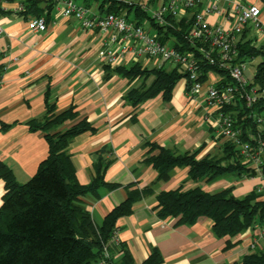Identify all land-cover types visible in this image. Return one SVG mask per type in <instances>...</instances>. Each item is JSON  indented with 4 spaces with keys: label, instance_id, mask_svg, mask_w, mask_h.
Returning a JSON list of instances; mask_svg holds the SVG:
<instances>
[{
    "label": "crops",
    "instance_id": "0c3cea01",
    "mask_svg": "<svg viewBox=\"0 0 264 264\" xmlns=\"http://www.w3.org/2000/svg\"><path fill=\"white\" fill-rule=\"evenodd\" d=\"M104 0H76L89 6L94 14H104ZM122 6L131 20H140L152 32L156 28L147 17H138L137 6L149 15L162 0H113ZM210 2L212 0H209ZM22 0H0V161L9 167L15 180L22 184L37 171L48 154L47 133L64 131L82 120L90 129L68 139L66 152L73 166V182L87 186L95 177L100 160L107 162L104 185L96 192L79 197L90 214L93 225H101L105 215L121 203L133 190L144 192L132 206L129 215L116 220L119 239L133 264H141L158 250L163 264H231L249 252L251 238L257 229L242 231L234 244L225 247L227 237L214 234L213 222L201 217L192 224L178 223L177 217H159L157 195L181 186L196 185L207 192L232 187V194L242 197L262 181L260 176L224 175L206 182L190 179L187 168H175L168 179L158 178V171L147 157L158 153L152 145L169 148L175 153L196 152V158L220 157L224 139L217 135L216 113L186 90L181 77L168 99L162 92L145 98L133 106L125 99L127 92L141 84L142 78L130 79L114 70L128 68L134 61L126 58L116 66L106 64L100 56L105 37L97 30H84L73 18H60L54 8L46 17L44 32H33L27 20L28 10L18 11ZM231 2L255 4L264 23L261 0H218L220 11ZM205 5V3L203 4ZM27 9V8H26ZM198 9H201L199 7ZM24 11V12H23ZM191 17V12L183 16ZM210 23H223L220 13H208ZM255 46L264 45V34L248 26L240 36ZM142 68H174L169 63L140 59ZM153 76L145 80L150 83ZM220 76L210 71L204 81L216 83ZM201 95V96H202ZM47 103L53 105L47 109ZM72 109L75 115L56 127L31 129L29 122H42L47 116ZM7 125L3 127V125ZM5 193L0 179V205ZM234 241L235 239H231ZM263 244L259 249H263ZM122 253L112 247L111 259L122 264Z\"/></svg>",
    "mask_w": 264,
    "mask_h": 264
},
{
    "label": "trees",
    "instance_id": "16d2710c",
    "mask_svg": "<svg viewBox=\"0 0 264 264\" xmlns=\"http://www.w3.org/2000/svg\"><path fill=\"white\" fill-rule=\"evenodd\" d=\"M104 2L108 6L105 13L124 11L113 0L102 1V7L106 5ZM261 2L264 5V0ZM22 4L24 11L28 10L32 16L43 15L45 19L54 8V0H24ZM133 11L140 19L147 17L151 21L160 41L180 51L194 52L199 63V80L205 81L207 73L214 71L220 76L216 82L218 88L233 85L225 70L204 59L198 49L202 43H192L188 39L192 15L189 18L167 15V24H158L141 8L136 6ZM236 47V61L251 60L256 56H262L263 60L256 66L248 84L237 89L232 102L224 105L221 111L231 115L234 125L240 130L242 141L253 142L251 135L259 132L253 114L264 111V97L257 96L256 102L248 107L244 101V92L251 87L260 89L264 85V45L257 47L249 39L239 37ZM114 70L130 79L142 78L141 84L131 88L125 95V99L133 106L158 92H162L163 98L168 99L176 82L186 77L178 66L170 70L161 66L148 69L142 68L138 62L128 68L116 67ZM2 71L1 67L0 77ZM150 75L153 79L146 83L144 79ZM52 107L47 103L48 110ZM74 115L73 110L69 109L58 115L47 116L42 122L32 120L29 127L48 130ZM87 129H90L89 124L82 120L64 131L47 133L48 154L39 163L36 173L22 184L15 180L11 169L0 161V179L5 187L0 205V264H98L103 244L116 229V220L132 212L133 204L144 193L136 189L105 215L99 227L93 225L79 197L88 192L95 193L98 187L105 184L103 173L107 162L100 160L94 179L89 185L81 186L72 180L73 166L65 150L70 137ZM260 135L264 143V126ZM151 149H157L158 153L149 155L147 160L158 171L159 179L166 180L175 168L186 167L190 179L195 182L201 179L210 182L228 174L240 178L260 176L264 180V156L257 170L231 141H224L220 157L206 156L202 159L196 158L195 151L175 153L169 148L156 145H152ZM157 207L159 217H177L178 223L192 224L201 217L210 218L214 234L227 237V248L236 242L242 231L264 222V199L256 189L236 197L232 194V187L207 192L198 185L188 189L179 186L161 191L157 195ZM232 238L235 240L232 241ZM115 249L122 253V264H133L122 243ZM109 252L112 253V247ZM141 264H163V260L159 251L153 250ZM231 264H264V248L249 250L239 261Z\"/></svg>",
    "mask_w": 264,
    "mask_h": 264
},
{
    "label": "built area",
    "instance_id": "2783aa9c",
    "mask_svg": "<svg viewBox=\"0 0 264 264\" xmlns=\"http://www.w3.org/2000/svg\"><path fill=\"white\" fill-rule=\"evenodd\" d=\"M24 1V0H22ZM218 0H162V3L149 12V16L158 24H167L166 16L182 18L190 11L192 15L191 29L188 39L190 42L200 41L198 48L204 59L212 65L227 72L233 85L218 88L216 83H208L204 94V81L199 80V63L192 51H180L169 43L160 41L157 34L146 27L144 22L137 23L131 20L123 12L94 14L89 6L78 4L76 0H54V10L60 18H73L79 27L84 30H97L105 37L100 56L106 64L116 66L122 60L130 58L134 62L146 58L163 63L178 66L186 74V83H189L188 93L193 97H201L206 106L216 113L217 135L225 141H231L240 154L251 161L258 170L264 156L263 141L260 130L264 126V111L261 114H253L258 125L256 134L251 135L253 142L242 141L240 130L233 123V118L221 111L222 107L232 102L237 89L248 84L244 76L245 61H236V42L248 26L257 34H264V23L259 19L260 8L255 4H241L231 2L225 11H220ZM205 3V5H203ZM201 7V9H198ZM24 10V5L18 7V11ZM220 13L223 23H210L206 19L208 13ZM28 28L33 32H44L47 28L43 15L31 16L27 20ZM2 28L0 27V33ZM250 60V59H249ZM202 95V96H201ZM257 96L264 97V85L257 89L251 87L244 92V101L249 107L253 105ZM256 191L264 199V180L256 186ZM257 233L251 238L249 250L264 247V222L255 224ZM121 241L113 231L110 239L102 246V257L98 264H114L109 248H118Z\"/></svg>",
    "mask_w": 264,
    "mask_h": 264
},
{
    "label": "rangeland",
    "instance_id": "374dc122",
    "mask_svg": "<svg viewBox=\"0 0 264 264\" xmlns=\"http://www.w3.org/2000/svg\"><path fill=\"white\" fill-rule=\"evenodd\" d=\"M263 60L262 56H256L255 58L249 60L246 59L245 61V68H244V76L247 80H251L254 74V70L258 63H260Z\"/></svg>",
    "mask_w": 264,
    "mask_h": 264
}]
</instances>
